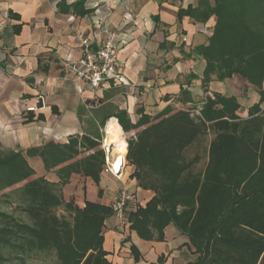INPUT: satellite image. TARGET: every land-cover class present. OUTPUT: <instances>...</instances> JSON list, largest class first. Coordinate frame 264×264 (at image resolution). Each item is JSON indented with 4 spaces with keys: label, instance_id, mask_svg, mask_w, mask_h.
<instances>
[{
    "label": "trees",
    "instance_id": "1",
    "mask_svg": "<svg viewBox=\"0 0 264 264\" xmlns=\"http://www.w3.org/2000/svg\"><path fill=\"white\" fill-rule=\"evenodd\" d=\"M85 1L66 5V11L85 15ZM184 17L204 25L215 20L207 43L191 52L205 62L203 76L192 79L202 80L205 93L214 81H246L260 98L248 117L240 116L237 97L214 93L198 109L170 106L154 117L138 110L136 124L127 110L110 104L91 134L70 136L67 143L25 151L0 143V264L49 257L56 264H112L103 249L111 207L64 199L73 178L100 187L107 169L101 130L111 118L127 135L131 178L154 193L145 208L128 214L132 230L163 241L164 230L173 225L197 255L187 264H264V0H200L180 9L178 20ZM178 101L194 103L183 87ZM207 136L213 137L207 166L195 171L200 158L189 160L186 152ZM32 159L42 161L44 175ZM61 208L67 214H58ZM132 252L138 261L135 246Z\"/></svg>",
    "mask_w": 264,
    "mask_h": 264
},
{
    "label": "crops",
    "instance_id": "2",
    "mask_svg": "<svg viewBox=\"0 0 264 264\" xmlns=\"http://www.w3.org/2000/svg\"><path fill=\"white\" fill-rule=\"evenodd\" d=\"M64 1L0 0V143L5 147L25 151L91 134L102 119L100 112L110 104L127 110L136 124L141 118L138 110L154 117L170 106L198 109L214 93L237 97L242 118L259 102L258 93L246 88L247 82L239 77L214 81L207 93L201 79H192L193 74L203 76L205 62L191 52L207 43L215 20L205 25L189 17L179 21L178 12L200 0H86L85 15L66 11V5L80 0ZM106 30L126 41L118 56L125 84L110 81L93 90L69 73L66 65L82 57L84 39L104 41ZM234 80L242 81L245 93L232 84ZM181 87L190 92L194 103L178 101ZM33 106L38 110L27 112ZM101 132L103 146L110 147L109 167L118 158L112 134L125 144L121 171L105 172L100 187L91 180L73 178L65 193L82 206L85 198L110 206L126 190L134 196L128 216L138 207L145 208L154 193L139 189L131 178L135 168L127 161V135L118 120L109 119ZM205 160L207 166L208 152ZM30 164L45 174L41 160L32 159ZM133 246L138 249V261ZM103 249L112 264H158L160 257H165L163 264H187L192 258L187 237L173 225L164 230L163 241L147 240L131 229L129 220L121 225L113 214L105 222Z\"/></svg>",
    "mask_w": 264,
    "mask_h": 264
},
{
    "label": "built area",
    "instance_id": "3",
    "mask_svg": "<svg viewBox=\"0 0 264 264\" xmlns=\"http://www.w3.org/2000/svg\"><path fill=\"white\" fill-rule=\"evenodd\" d=\"M106 39L101 42H94L84 39L82 42V57L66 65V70L77 80L88 84L93 90L101 89L110 81L118 84H125V79L119 69V52L126 44L124 38H119L115 32L106 30ZM36 107H28L27 112H35ZM106 154V172L118 174L109 167L110 147L103 146ZM134 200V196L126 190L120 191L118 196L110 205L113 215L120 221L121 225L127 223V209Z\"/></svg>",
    "mask_w": 264,
    "mask_h": 264
},
{
    "label": "rangeland",
    "instance_id": "4",
    "mask_svg": "<svg viewBox=\"0 0 264 264\" xmlns=\"http://www.w3.org/2000/svg\"><path fill=\"white\" fill-rule=\"evenodd\" d=\"M232 84L234 86L238 87V88L240 86H243L242 81L238 82V80H234L232 82ZM240 89H242L243 93L246 92L244 87H242V88L240 87ZM212 138H213L212 136L203 137L195 145H193L189 149V151L187 153V159L191 160V159L198 158V157L200 158L199 163H197L196 166L194 167L195 171H202L205 168V165H206V163H205L206 162V160H205L206 159V154H207L208 147H209V144H210ZM33 165L35 167H37L38 169L43 170V167L39 168L37 163H33ZM50 178H52V177H50ZM64 199H65V202H68V201H70L72 199L74 200L75 197L69 195V193L66 192L65 195H64ZM1 206L3 207V209L8 210L9 212L12 211L11 207H6L4 205H1ZM58 214L62 215V214H67V213H64V208H61L59 210ZM18 215L19 214H17V216ZM196 258H197V255L192 254L191 261H195ZM33 264H56V263H55V259L53 257H49V258H46V259L37 260V261L33 262Z\"/></svg>",
    "mask_w": 264,
    "mask_h": 264
},
{
    "label": "bare ground",
    "instance_id": "5",
    "mask_svg": "<svg viewBox=\"0 0 264 264\" xmlns=\"http://www.w3.org/2000/svg\"><path fill=\"white\" fill-rule=\"evenodd\" d=\"M117 137H119V136H117ZM117 137H116V135H113V134L111 136V140L115 141L117 143V148L115 149V153L118 155V158L116 157L117 159L115 160V162H113V164L111 166H112L113 170H115L116 173H119L121 171V169H122L123 164H124L123 154H125L124 152H125V148L126 147H125V144L122 141H117L118 140ZM113 153L114 152H112V154Z\"/></svg>",
    "mask_w": 264,
    "mask_h": 264
}]
</instances>
